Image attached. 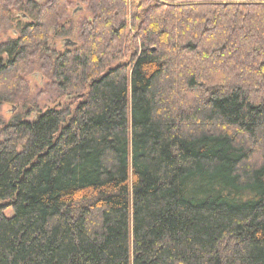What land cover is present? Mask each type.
<instances>
[{"label":"trees","instance_id":"1","mask_svg":"<svg viewBox=\"0 0 264 264\" xmlns=\"http://www.w3.org/2000/svg\"><path fill=\"white\" fill-rule=\"evenodd\" d=\"M173 1L56 51L71 0H0V110L36 57L68 99L0 117V264H264V0Z\"/></svg>","mask_w":264,"mask_h":264},{"label":"rangeland","instance_id":"2","mask_svg":"<svg viewBox=\"0 0 264 264\" xmlns=\"http://www.w3.org/2000/svg\"><path fill=\"white\" fill-rule=\"evenodd\" d=\"M37 3H44L46 0H33ZM70 18L67 23L62 22L61 29L51 36L47 46L56 51H63L67 48H73L77 45V29L83 20L90 19L91 14L87 11V0H71ZM164 4H177L173 0H158ZM12 22L5 25L0 31V43L10 38H15L17 26L28 21V18L22 16L20 11L14 10ZM16 31V32H15ZM79 44V43H78ZM36 57L25 75L29 83V90L25 94L14 95L13 100L4 103L0 110V117L3 121H8L16 114H24L28 111L27 119H32L38 111H44L50 107H60L67 103L66 97H61L52 83L50 75L43 74L38 69ZM8 213H11L8 211Z\"/></svg>","mask_w":264,"mask_h":264}]
</instances>
